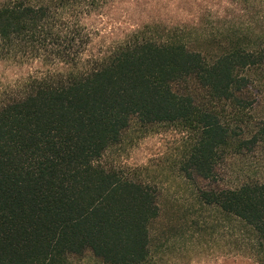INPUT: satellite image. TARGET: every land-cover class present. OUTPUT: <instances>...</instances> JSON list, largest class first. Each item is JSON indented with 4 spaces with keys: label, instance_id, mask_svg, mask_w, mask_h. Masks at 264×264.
I'll return each instance as SVG.
<instances>
[{
    "label": "trees",
    "instance_id": "16d2710c",
    "mask_svg": "<svg viewBox=\"0 0 264 264\" xmlns=\"http://www.w3.org/2000/svg\"><path fill=\"white\" fill-rule=\"evenodd\" d=\"M175 1L180 17L91 54L87 21L115 0H0V62L36 64L0 94V264H153L158 188L105 159L132 122L185 133L174 167L205 183L191 215L220 213L264 264V178L222 176L229 156L264 157V0Z\"/></svg>",
    "mask_w": 264,
    "mask_h": 264
},
{
    "label": "rangeland",
    "instance_id": "374dc122",
    "mask_svg": "<svg viewBox=\"0 0 264 264\" xmlns=\"http://www.w3.org/2000/svg\"><path fill=\"white\" fill-rule=\"evenodd\" d=\"M229 0H202L203 4L225 10ZM175 0H115L88 19L92 30L91 54L110 50L127 33L144 22L180 17ZM169 9V11L167 10ZM184 15V13H181ZM36 69V64L13 65L0 62V94L21 82ZM185 133L176 126L160 124L145 129L136 122L123 133L119 145L105 154L108 162L131 167H145L148 178L159 191L160 215L152 224L153 264H257L243 255L239 247L241 232L214 210L191 215L195 189L205 183L200 179L184 180L176 172L185 142ZM223 184H232L259 172L264 178V157L257 153L229 156L223 166ZM198 220L206 225L201 232L192 225ZM75 264H101L90 253Z\"/></svg>",
    "mask_w": 264,
    "mask_h": 264
}]
</instances>
